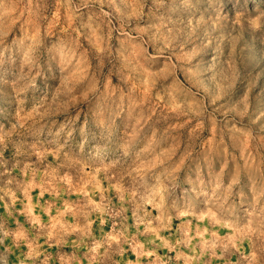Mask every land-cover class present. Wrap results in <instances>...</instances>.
Masks as SVG:
<instances>
[{
	"label": "rangeland",
	"instance_id": "1",
	"mask_svg": "<svg viewBox=\"0 0 264 264\" xmlns=\"http://www.w3.org/2000/svg\"><path fill=\"white\" fill-rule=\"evenodd\" d=\"M0 264H264V0H0Z\"/></svg>",
	"mask_w": 264,
	"mask_h": 264
}]
</instances>
